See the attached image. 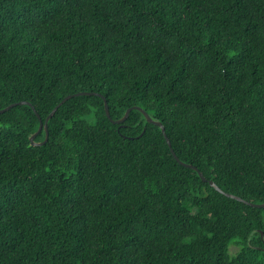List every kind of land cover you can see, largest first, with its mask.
<instances>
[{
  "label": "trees",
  "instance_id": "1",
  "mask_svg": "<svg viewBox=\"0 0 264 264\" xmlns=\"http://www.w3.org/2000/svg\"><path fill=\"white\" fill-rule=\"evenodd\" d=\"M20 102L0 264H264V207L224 195L264 204V0H0V110Z\"/></svg>",
  "mask_w": 264,
  "mask_h": 264
},
{
  "label": "water",
  "instance_id": "2",
  "mask_svg": "<svg viewBox=\"0 0 264 264\" xmlns=\"http://www.w3.org/2000/svg\"><path fill=\"white\" fill-rule=\"evenodd\" d=\"M90 95H93L92 93H78V94H75V95H68V96H66V97H64L52 110H51V112L48 114V116L45 118V120H44V122L42 123L41 122V120L38 118V120H39V125H38V129H37V131L29 138V142H30V145L31 146H40V145H43L46 141H47V138H48V133H47V121L54 115V113L56 112V110L64 103V102H66L67 100H69L70 98H72V97H74V96H90ZM104 100V99H103ZM29 105L28 103H26V102H20V103H17V104H11V105H9V106H7L6 108H4V109H2V110H0V113H3V112H5V111H7L8 109H10L11 107H13V106H15V105ZM103 104H104V111H105V115H106V117L110 120V122L112 123V124H120V123H122L126 118H127V116H128V114H129V112L131 111V109H135V110H137V111H139V112H141V114L144 116V118H145V120H146V122L147 123H149V124H152V125H154V126H157L159 129H160V131H161V133H162V135H163V137H164V139H165V141H166V144H167V146H168V148H169V150H170V152H171V155L173 156V158H174V160L179 164V165H181V166H183V167H187V168H191L192 170H195L196 172H197V174H198V176L200 177V179L202 180V181H204V178L202 177V175L194 168V167H192V166H190V165H186V164H183V163H181L178 159H177V157L175 156V154L173 153V151H172V149H171V147H170V143H169V140L166 138V136H165V133H164V128H163V126L161 125V123H159V122H155V121H153L148 115H147V113L145 112V111H143V110H141L140 108H138V107H132V108H130V109H127L126 111H125V113H124V115H123V117L121 118V119H119V120H116V121H112L111 119H110V116H109V112H108V107H107V104H106V102L104 101L103 102ZM30 106V105H29ZM41 130H44V133H45V135H44V140L42 141V142H39V143H35L34 142V138H35V136L41 131ZM209 185L210 186H212V187H214V189L215 190H217L218 192H220V193H222L212 182H209ZM226 197H228V198H232V199H234V200H237V201H239V202H242L243 204H246V205H250V206H252V207H256V208H263L264 207V204H260V205H255V204H249V203H247V202H245V201H243V200H241V199H239V198H237V197H235V196H232V195H229V194H224Z\"/></svg>",
  "mask_w": 264,
  "mask_h": 264
},
{
  "label": "rangeland",
  "instance_id": "3",
  "mask_svg": "<svg viewBox=\"0 0 264 264\" xmlns=\"http://www.w3.org/2000/svg\"><path fill=\"white\" fill-rule=\"evenodd\" d=\"M230 251H231V252H234V251H235V248H233V247L230 248Z\"/></svg>",
  "mask_w": 264,
  "mask_h": 264
}]
</instances>
